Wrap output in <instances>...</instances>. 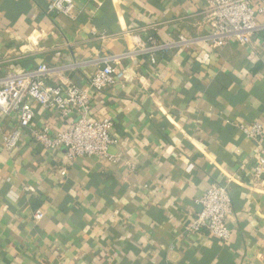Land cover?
<instances>
[{"label": "crops", "instance_id": "crops-1", "mask_svg": "<svg viewBox=\"0 0 264 264\" xmlns=\"http://www.w3.org/2000/svg\"><path fill=\"white\" fill-rule=\"evenodd\" d=\"M52 1L0 0V79L84 63L63 79L86 88L91 62L119 57L124 86L91 91L89 119L112 118L109 153L121 162L68 164L65 148L45 150L33 131H66L78 115L64 120L34 101L8 150L3 135L17 121L0 115V264H264V176H251L258 145L238 128L264 129V30L213 50L202 41L211 0H75L73 19L50 13ZM262 6L252 0L255 12ZM181 35L199 42L156 64L129 52L137 38ZM214 184L230 191L226 243L186 230Z\"/></svg>", "mask_w": 264, "mask_h": 264}, {"label": "built area", "instance_id": "built-area-1", "mask_svg": "<svg viewBox=\"0 0 264 264\" xmlns=\"http://www.w3.org/2000/svg\"><path fill=\"white\" fill-rule=\"evenodd\" d=\"M48 11L73 19L75 0H53L48 5ZM258 15L264 16V6L255 12L252 0H211L210 32L202 41L213 50H220L230 42L250 44L253 35L264 30V24L257 19ZM197 42L198 39L181 35L173 42L163 43L150 36L146 40H133L129 52L147 56L151 64H156L159 54H168L177 47L189 48ZM90 64L95 65V70L86 88L63 79L64 73L77 71L84 63L54 67L42 65L20 75L8 73L0 79V115L15 117L17 121V129L3 135V142L8 150L17 147L22 129L31 125L35 114L30 101H34L45 109L53 110L64 120L73 114L78 115V119L70 123L66 131L56 133L48 128L33 131L35 140L45 150L65 148L68 164L84 157L108 160L115 164L121 162L120 157L109 153V147L118 143L111 136L114 126L112 118L106 117L98 122L90 120L89 115L92 108L91 91L101 92L116 86L123 87L126 81L125 68L119 57L115 56L101 57ZM53 77H58V81L53 83ZM238 128L247 139L258 145L251 176L259 180L264 176V146L261 141L264 138L263 126L253 123L249 126L239 125ZM124 165L132 171L136 169L128 161ZM66 174L67 168L62 169L61 175ZM28 191L34 192V189L29 188ZM198 204L201 211L187 225V232L206 233L219 241L228 242L232 237L227 221L232 212L229 188L212 185ZM43 217L42 210L35 211V221H40Z\"/></svg>", "mask_w": 264, "mask_h": 264}]
</instances>
